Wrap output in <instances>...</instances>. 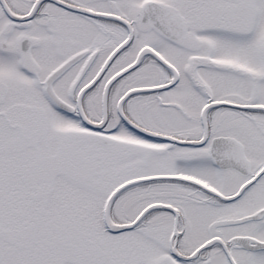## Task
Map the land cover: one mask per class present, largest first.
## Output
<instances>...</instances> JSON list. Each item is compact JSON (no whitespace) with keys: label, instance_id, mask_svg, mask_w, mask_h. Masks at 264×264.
<instances>
[{"label":"snow or ice","instance_id":"obj_1","mask_svg":"<svg viewBox=\"0 0 264 264\" xmlns=\"http://www.w3.org/2000/svg\"><path fill=\"white\" fill-rule=\"evenodd\" d=\"M0 264H264V0H0Z\"/></svg>","mask_w":264,"mask_h":264}]
</instances>
